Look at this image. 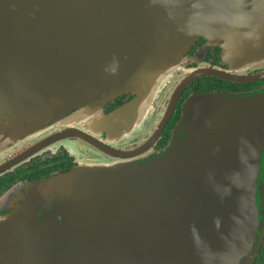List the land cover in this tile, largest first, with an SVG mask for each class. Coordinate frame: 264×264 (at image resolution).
<instances>
[{"label":"water","instance_id":"water-1","mask_svg":"<svg viewBox=\"0 0 264 264\" xmlns=\"http://www.w3.org/2000/svg\"><path fill=\"white\" fill-rule=\"evenodd\" d=\"M200 37L228 62L263 60L264 0H0V108H33L44 125L101 93H131L97 119L122 137ZM95 148L101 157L31 184L0 217V264L253 263L264 238V90L191 96L171 143L146 160Z\"/></svg>","mask_w":264,"mask_h":264},{"label":"flooded vegetation","instance_id":"flooded-vegetation-1","mask_svg":"<svg viewBox=\"0 0 264 264\" xmlns=\"http://www.w3.org/2000/svg\"><path fill=\"white\" fill-rule=\"evenodd\" d=\"M210 71L223 73L224 78L206 73ZM165 75L168 78H163L162 89L154 97L139 129H135L138 131L123 133L115 139L99 131L97 119L133 101L135 96L131 93L118 96L101 93L86 105L44 125H38L33 108L19 115L12 114L13 108H0V217L18 210L31 184L67 174L94 154L101 157L96 153L97 142L118 151L139 149L132 161L160 154L171 143L183 105L191 96L217 92L245 95L264 90V59L253 64L228 62L222 57L220 46L210 45L200 37L179 57L172 73ZM190 77L191 81L172 101L179 86ZM171 102V115L152 143L149 137L163 122ZM15 111L17 114L22 110L15 108ZM73 129L83 133L72 134ZM255 252L252 264H264V238Z\"/></svg>","mask_w":264,"mask_h":264},{"label":"rangeland","instance_id":"rangeland-1","mask_svg":"<svg viewBox=\"0 0 264 264\" xmlns=\"http://www.w3.org/2000/svg\"><path fill=\"white\" fill-rule=\"evenodd\" d=\"M256 253V252H255Z\"/></svg>","mask_w":264,"mask_h":264}]
</instances>
